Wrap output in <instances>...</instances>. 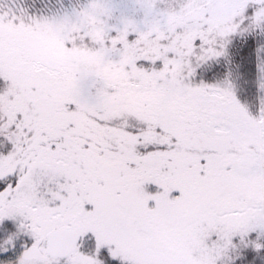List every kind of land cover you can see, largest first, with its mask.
<instances>
[{
  "label": "snow or ice",
  "instance_id": "6c2138e0",
  "mask_svg": "<svg viewBox=\"0 0 264 264\" xmlns=\"http://www.w3.org/2000/svg\"><path fill=\"white\" fill-rule=\"evenodd\" d=\"M0 264H264V0H0Z\"/></svg>",
  "mask_w": 264,
  "mask_h": 264
},
{
  "label": "trees",
  "instance_id": "16d2710c",
  "mask_svg": "<svg viewBox=\"0 0 264 264\" xmlns=\"http://www.w3.org/2000/svg\"><path fill=\"white\" fill-rule=\"evenodd\" d=\"M207 75H210V73ZM236 84L238 94L240 95L241 99L247 101L252 110L255 111L256 91L251 74L247 75L244 79L237 80Z\"/></svg>",
  "mask_w": 264,
  "mask_h": 264
}]
</instances>
